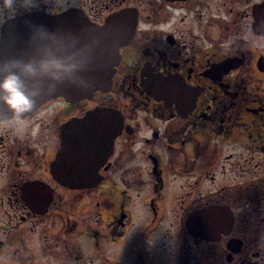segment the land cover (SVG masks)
Instances as JSON below:
<instances>
[{
	"label": "flooded vegetation",
	"instance_id": "1",
	"mask_svg": "<svg viewBox=\"0 0 264 264\" xmlns=\"http://www.w3.org/2000/svg\"><path fill=\"white\" fill-rule=\"evenodd\" d=\"M61 1L14 0L0 27L70 8L100 25L133 8L135 36L108 91L0 120V264H264V0ZM96 108L121 130L95 185H65L51 173L65 125ZM223 206L227 235L208 223Z\"/></svg>",
	"mask_w": 264,
	"mask_h": 264
},
{
	"label": "water",
	"instance_id": "2",
	"mask_svg": "<svg viewBox=\"0 0 264 264\" xmlns=\"http://www.w3.org/2000/svg\"><path fill=\"white\" fill-rule=\"evenodd\" d=\"M9 24L3 28V36L0 39V59L8 56L28 57L34 55L42 44H47L57 47L65 53L75 52L77 59L80 61V67L75 72L73 78L59 82L55 89L51 91H45L36 106L52 97H81L89 94L93 88L106 87L109 84L112 65L117 58L118 47L128 38L126 34H123L122 37L113 38L109 29L95 28L73 13V11L54 18H47L46 16L30 17L28 21L23 20L15 26V33L14 26L11 27L13 24ZM37 26H43L53 33L54 36H37ZM13 37H19L18 44L13 42ZM19 40H23V43H20ZM24 40H26V46H23ZM17 45L23 47L17 48ZM29 45L33 48H28ZM7 114L6 107L0 105V118H3ZM80 124L87 126L88 124H92V121L86 119ZM105 125L103 132L112 130L113 133L117 129L114 119H112V122H106ZM97 141L99 140L96 137L94 145L90 148L91 154L84 156L79 151L83 149L76 147V141L70 138L60 157L62 159L69 157L79 162L87 159L91 166L97 165L98 160L93 154ZM79 181L86 183L89 180L80 179Z\"/></svg>",
	"mask_w": 264,
	"mask_h": 264
},
{
	"label": "clouds",
	"instance_id": "3",
	"mask_svg": "<svg viewBox=\"0 0 264 264\" xmlns=\"http://www.w3.org/2000/svg\"><path fill=\"white\" fill-rule=\"evenodd\" d=\"M14 0H2L0 12L10 13ZM36 35L53 37L43 26ZM80 61L75 52H62L57 47L42 45L28 57L8 56L0 59V105L7 109L5 121L23 116L37 105L45 91L55 89L59 82L72 79Z\"/></svg>",
	"mask_w": 264,
	"mask_h": 264
},
{
	"label": "rangeland",
	"instance_id": "4",
	"mask_svg": "<svg viewBox=\"0 0 264 264\" xmlns=\"http://www.w3.org/2000/svg\"><path fill=\"white\" fill-rule=\"evenodd\" d=\"M65 1H67V0H63V1H61L62 3H64ZM153 238H151V240H152ZM109 257H112V256H109ZM43 264H44V259H43Z\"/></svg>",
	"mask_w": 264,
	"mask_h": 264
}]
</instances>
